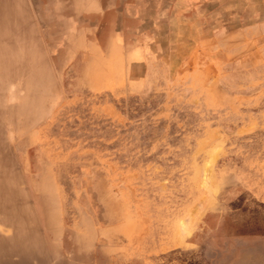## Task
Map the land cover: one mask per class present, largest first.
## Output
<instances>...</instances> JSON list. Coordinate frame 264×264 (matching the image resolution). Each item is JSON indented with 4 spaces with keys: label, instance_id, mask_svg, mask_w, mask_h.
Returning a JSON list of instances; mask_svg holds the SVG:
<instances>
[{
    "label": "rangeland",
    "instance_id": "obj_1",
    "mask_svg": "<svg viewBox=\"0 0 264 264\" xmlns=\"http://www.w3.org/2000/svg\"><path fill=\"white\" fill-rule=\"evenodd\" d=\"M0 171V264H264V0H0Z\"/></svg>",
    "mask_w": 264,
    "mask_h": 264
},
{
    "label": "bare ground",
    "instance_id": "obj_2",
    "mask_svg": "<svg viewBox=\"0 0 264 264\" xmlns=\"http://www.w3.org/2000/svg\"><path fill=\"white\" fill-rule=\"evenodd\" d=\"M3 179H4L3 174H2V172L0 171V185H1V183L3 182ZM2 193H3V189H1V186H0V198L2 197V196H1ZM0 203H1V199H0ZM0 208H1V207H0ZM3 211H4V209L1 208V210H0V215L3 213Z\"/></svg>",
    "mask_w": 264,
    "mask_h": 264
},
{
    "label": "crops",
    "instance_id": "obj_3",
    "mask_svg": "<svg viewBox=\"0 0 264 264\" xmlns=\"http://www.w3.org/2000/svg\"><path fill=\"white\" fill-rule=\"evenodd\" d=\"M138 53H139V51H138L137 48H133V49H131V51H130V54H131L132 56H137Z\"/></svg>",
    "mask_w": 264,
    "mask_h": 264
}]
</instances>
